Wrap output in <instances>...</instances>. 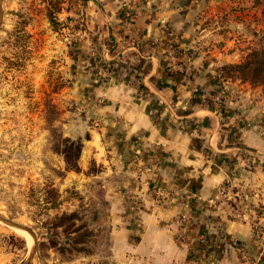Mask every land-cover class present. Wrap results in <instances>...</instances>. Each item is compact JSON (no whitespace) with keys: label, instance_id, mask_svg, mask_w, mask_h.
<instances>
[{"label":"crops","instance_id":"1","mask_svg":"<svg viewBox=\"0 0 264 264\" xmlns=\"http://www.w3.org/2000/svg\"><path fill=\"white\" fill-rule=\"evenodd\" d=\"M248 2L80 6L87 31L74 98L94 120L88 149L102 165L118 264H210L202 238L217 264L258 256L249 223L213 205L226 182L264 191V92L218 75L245 55Z\"/></svg>","mask_w":264,"mask_h":264},{"label":"rangeland","instance_id":"2","mask_svg":"<svg viewBox=\"0 0 264 264\" xmlns=\"http://www.w3.org/2000/svg\"><path fill=\"white\" fill-rule=\"evenodd\" d=\"M85 1L0 0V219L22 226L0 220V264H118L102 165L88 149L94 120L74 98ZM248 1L245 55L264 38V5ZM213 205L249 223L259 240L249 264H264V191L226 182ZM201 248L217 264L212 245Z\"/></svg>","mask_w":264,"mask_h":264},{"label":"trees","instance_id":"3","mask_svg":"<svg viewBox=\"0 0 264 264\" xmlns=\"http://www.w3.org/2000/svg\"><path fill=\"white\" fill-rule=\"evenodd\" d=\"M256 3L264 5V0H257ZM54 8L55 12L61 9ZM48 19L52 25L55 24L52 12H49ZM222 72L225 79L247 82L251 86H264V38L255 48L249 50L240 63L224 66Z\"/></svg>","mask_w":264,"mask_h":264},{"label":"built area","instance_id":"4","mask_svg":"<svg viewBox=\"0 0 264 264\" xmlns=\"http://www.w3.org/2000/svg\"><path fill=\"white\" fill-rule=\"evenodd\" d=\"M167 37H173V33H172L171 31H168V33H167ZM169 46H170V48H172V50L174 49L172 43H170ZM218 75L220 76V78L225 79L224 76H223V72H222V71H219V72H218ZM147 171H149V170L147 169ZM200 241H201L202 244L205 243V239H204V238H202ZM209 258L213 261V260L215 259V256H213V255L211 254V255L209 256Z\"/></svg>","mask_w":264,"mask_h":264},{"label":"water","instance_id":"5","mask_svg":"<svg viewBox=\"0 0 264 264\" xmlns=\"http://www.w3.org/2000/svg\"><path fill=\"white\" fill-rule=\"evenodd\" d=\"M0 220H2L4 222H7L8 224H10L11 226H14L16 228H22V226H20L19 224L15 223L13 221H6V220H3V219H0Z\"/></svg>","mask_w":264,"mask_h":264},{"label":"bare ground","instance_id":"6","mask_svg":"<svg viewBox=\"0 0 264 264\" xmlns=\"http://www.w3.org/2000/svg\"><path fill=\"white\" fill-rule=\"evenodd\" d=\"M17 232H18L19 235H21L23 237L25 236V233L24 232H21V231H17Z\"/></svg>","mask_w":264,"mask_h":264}]
</instances>
